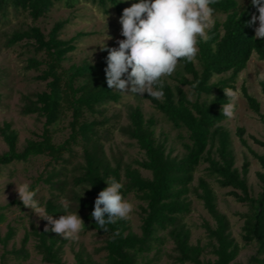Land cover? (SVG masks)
I'll return each mask as SVG.
<instances>
[{
    "label": "trees",
    "instance_id": "1",
    "mask_svg": "<svg viewBox=\"0 0 264 264\" xmlns=\"http://www.w3.org/2000/svg\"><path fill=\"white\" fill-rule=\"evenodd\" d=\"M128 1L139 0H0V24H8L11 17L26 16L31 24L7 34L5 46L10 48L21 44L31 56L27 58L25 69L36 72L33 80L42 82L45 89L22 97L23 116L35 115L43 119L42 132L37 140H28L22 150L17 149L18 133L9 122L0 127V137L7 151L0 155L2 167L13 163L27 162L31 157L47 156L53 164L64 163V155H71L74 147L82 150L83 164L80 173L72 179L74 187L83 188L84 195H74L77 209L82 213L84 232H93L103 241L99 252H103L105 264H139L150 253L158 255L167 241L173 244L176 262L179 264H233L240 254L241 247L231 235L228 218L217 209V196L211 184L198 178L193 186L195 174L201 164H206L207 178L212 179L221 189H229L227 196L243 204L248 211L241 215V240L245 246L254 244L255 253L247 264H264V157L256 156L261 171L256 174L261 191L258 196L250 194L247 185L249 163L245 161L241 170L235 167V155L230 133L223 126L228 120L221 114L226 103L223 89H236L238 75L246 68L253 54L264 61V40L254 39L256 24L248 25L253 14L252 7L240 0H216L210 5L215 15H223V21L215 20L208 31L210 39L200 42L199 51L192 62L180 61V71L173 78L174 85L164 79L163 100L143 95L152 107L175 129H184L188 142L183 145L184 154L172 157L166 152L165 141L156 136V121L145 118L141 109L135 107L129 113L128 137L143 153V159L136 160L133 166L122 167L117 162L111 165L105 158L101 140L106 139L105 121L97 120L100 108L109 103H117L120 94L108 88L104 68L106 60L97 63L83 61L64 68L67 55L75 50L74 38L63 40L59 36L64 23L57 22L44 34L35 22L45 17L59 3L73 8L83 2L91 4L108 14L113 9L122 15ZM198 82V83H197ZM197 84V87L192 86ZM187 87L194 100H190L184 88ZM264 96V82L259 83ZM248 108L259 114V103L246 89H241ZM69 118V134L61 144L53 142L54 127L62 119ZM263 139L252 137L253 142L264 151V119L262 120ZM243 130L238 129L241 143ZM63 167L53 169L44 179L54 193L43 207L54 219L66 214L57 203L67 189L66 180H61ZM141 171L148 172L149 178ZM123 172V173H122ZM114 177L123 184L121 194L126 199L134 195L142 203L140 234L131 230L129 218L108 225L104 232L91 218L94 201L100 191L107 187L106 182ZM91 188V189H89ZM53 194V193H52ZM190 195L201 202L214 225H203L210 242L209 253L213 259L203 260L205 249L199 244H191V232L185 218L191 213ZM4 209L0 206V223L4 221ZM46 221L42 228L25 232L20 247L7 250L8 243L15 236V230L8 228L0 245L4 252L1 263L10 258L19 264L29 258L26 246L34 239V250L44 264H64L62 261L65 241L51 231L45 233ZM119 235L113 239V233ZM75 264H98L91 258L75 254ZM144 264H151L144 261Z\"/></svg>",
    "mask_w": 264,
    "mask_h": 264
},
{
    "label": "rangeland",
    "instance_id": "2",
    "mask_svg": "<svg viewBox=\"0 0 264 264\" xmlns=\"http://www.w3.org/2000/svg\"><path fill=\"white\" fill-rule=\"evenodd\" d=\"M240 2L247 3V0H240ZM133 3V1H128L124 9L131 7ZM120 17L121 15L113 9L108 14H104L97 7L83 2L73 8H66L63 3H59L45 17L37 20L35 25L44 34H47L55 23H64L62 30L59 32L60 38L63 40L75 39V50L69 53L63 62V67L67 68L71 64H80L83 61L97 63L101 60H106L108 53L101 51L100 47H103L104 43L108 48L118 47L116 41L124 39L120 36L121 26L118 22ZM214 18L215 20L223 21L224 16L215 15ZM27 24H31V21L24 15L15 18L11 17L8 24H0V127L4 122H9L12 128L17 131L18 150H22L28 140H37L43 127V119L35 115L23 116L20 113L24 95L41 92L45 89L44 83L33 80L36 72L25 69L26 60L31 55L27 53L21 44L10 48L5 46L7 34ZM256 27H258V23ZM105 34L110 36L111 39L105 41ZM194 63L197 65L196 60H194ZM179 71L180 65L178 64L174 74L166 78L170 84H175L173 78ZM260 71H264V61L258 60L256 54H253L236 81L238 99L236 101L235 116L223 123V126L230 133L235 155V167L240 171L245 161L249 163L247 185L253 197L258 196L261 191V184L256 174L262 169L256 156L264 157V151L252 140V137L259 140L263 139L264 96L261 93L259 83L255 79V75ZM243 87L259 103V114H255L248 108L241 91ZM184 90L188 98L194 100L188 88L185 87ZM118 93L120 94L119 102L109 103L101 107L100 114L95 116L97 120L105 121L106 139L101 140V142L105 158L112 166L119 162L122 167H134L136 160L143 159V153L127 135L129 113L135 107L141 109L146 119L153 118L156 121V136L161 141H165L166 152H170L172 157L183 156L185 152L183 145L188 142L184 129L173 128L147 100L143 99V96H132L131 93H127L129 95ZM68 121L69 118L62 119L54 127L53 142L55 144H61L67 139L69 134ZM238 129L243 130L242 139L245 145L241 143L240 138L237 136ZM6 151V145L0 137V155ZM82 164V150L79 146H76L73 148L71 155H64V163L60 165L53 164L47 156H36L31 157L27 162L13 163L1 168L0 206L5 207V209L4 221L0 223V237H3L10 227L15 230V236L8 243L7 250L12 247L18 249L25 232L42 228V220L35 216L31 210L25 208L19 201L15 192V185L28 183L33 190L37 191L36 199L43 206L51 198V195L55 193L44 183V179L48 177L53 169L63 167L60 179L67 182V189L62 196L57 197V203L64 209L65 205H67L66 214L77 212L83 220L82 213L77 209L73 197L74 195L82 196L84 191L83 188L74 187L71 184L72 179L80 173ZM206 167V164H201L198 167L192 185H197L198 178H204L211 184L217 196V209L228 218L231 225V235L241 247L240 254L233 264H247L249 258L256 250L254 244L245 246L241 240V215L246 213L248 209L245 205L239 204L233 198L227 196L226 193L229 189H221L214 180L207 178ZM141 174L143 177H150L148 172L141 171ZM125 200L130 202L134 209L129 217L131 230L139 235L141 224L139 206L142 203L132 194ZM190 200L192 202L191 213L185 218V224L191 232L190 243L193 245L199 243L205 249L203 260L213 259L209 253L210 242L203 225L208 223L213 226L214 222L204 210L201 202L197 201L193 195H190ZM60 238L62 239V237ZM64 241L62 254L64 264H75L76 253H81L84 258H91L98 264H105V254L99 252L103 241L101 238L96 237L93 232L82 231L77 240ZM34 244L35 241L31 238L26 246L29 258L20 264H44L41 261V257L34 250ZM3 252L4 249L0 245V257ZM144 261H150L151 264H179L176 262V253L173 250L171 241L166 242L158 255L150 253L139 264H144ZM5 264L19 263L9 258Z\"/></svg>",
    "mask_w": 264,
    "mask_h": 264
},
{
    "label": "clouds",
    "instance_id": "3",
    "mask_svg": "<svg viewBox=\"0 0 264 264\" xmlns=\"http://www.w3.org/2000/svg\"><path fill=\"white\" fill-rule=\"evenodd\" d=\"M214 3L216 0H139L125 8L118 21L120 36L124 39L116 41L118 47L108 48L105 43L100 47L108 53L104 68L108 88L125 95L147 94L163 100L164 79L174 74L180 61H194L199 43L210 39L208 31L215 25V9L210 5ZM251 5L258 15L253 14L247 26L258 23L254 39L264 40V0H251ZM106 21L107 17L105 25ZM105 37V41L111 39L106 34ZM255 79L257 83L264 82V71L257 73ZM223 93L227 102L222 105L221 114L232 119L238 92L225 87ZM106 184L98 193L91 212V218L104 232L109 230L108 225L127 220L134 210L121 194V182L110 177ZM15 192L25 208L46 221L45 233L51 231L64 240L75 241L85 229L77 212L54 219L47 208L41 206L36 199L37 191L28 183L15 185ZM64 210L67 212V205ZM118 235V231L114 232L112 238Z\"/></svg>",
    "mask_w": 264,
    "mask_h": 264
}]
</instances>
